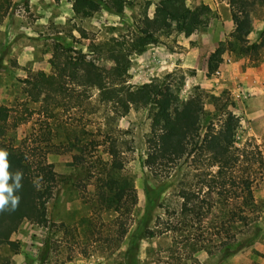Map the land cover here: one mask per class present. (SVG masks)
<instances>
[{
	"label": "rangeland",
	"instance_id": "374dc122",
	"mask_svg": "<svg viewBox=\"0 0 264 264\" xmlns=\"http://www.w3.org/2000/svg\"><path fill=\"white\" fill-rule=\"evenodd\" d=\"M95 1L99 7L86 13L76 0H14L0 25V106L10 107L9 129L0 132V141L39 146L37 153L45 152L58 174L49 222L24 221L12 236L19 250L0 245V264H264V166L255 175L256 208L248 225L230 217L239 205L224 204L221 192L228 191L221 188L211 196L210 214H185L178 184H196L194 173L205 162L192 156L170 170L146 165L149 106L132 105L120 115L111 104L97 105L95 94L82 95L80 104V87L70 77L67 90L53 92L49 100L37 87L39 71L51 73L55 60L80 50L93 49L100 64L112 67L110 51L118 41H133L146 17H157L160 0ZM187 1L192 18L155 31L157 41L127 55L128 78L142 84L170 74L167 80L181 97L196 94L209 110L211 96L227 92L241 115L238 144H257L264 155V1L244 41L231 35V0ZM222 42L227 48L219 66L209 70ZM111 142L126 155L124 176L134 185L118 210L103 201L108 195L99 179L110 167Z\"/></svg>",
	"mask_w": 264,
	"mask_h": 264
},
{
	"label": "trees",
	"instance_id": "16d2710c",
	"mask_svg": "<svg viewBox=\"0 0 264 264\" xmlns=\"http://www.w3.org/2000/svg\"><path fill=\"white\" fill-rule=\"evenodd\" d=\"M13 1L0 0V25L7 17ZM261 1L264 0H231L235 22L231 35L235 39L247 40L251 32L253 13ZM74 5L79 11L86 13L99 7L95 0H76ZM157 13L154 19L149 16L145 18L144 29L133 41L129 40L128 45H124V41L117 42L109 53L112 67L100 64L98 58L93 56V49L90 52L80 50L75 56L67 55L63 61L55 60V70L51 73L39 71L40 77L36 85L47 92L46 99L49 100L54 96L53 92L67 90L64 86L65 77H70L80 87V104L85 101L82 95L91 97L95 94L97 105L111 104L120 115L128 113L132 105L149 106L152 118L148 139L150 152L144 163L153 170H170L192 156L202 158L205 162L194 173V176L199 177L196 184H178L177 193L183 199V213H196L200 217L210 214L215 204L211 196L214 190L221 188L228 191L225 195L221 192L224 204L236 200L239 205L230 209V217L248 225L253 220L256 208L253 191L255 175L264 166V155L257 144H238L242 120L236 110V101L227 92L218 96L212 95L211 103L214 108L209 110L204 107L202 98L196 94L188 98L181 97L172 81L167 80L170 74L142 84L130 82L128 78L129 69L124 61L127 55L144 51L149 43L158 40L155 31H168L175 23L187 21L192 18L193 10L187 0H160ZM226 45V42H222L214 51L211 61H217L211 63L209 70L219 66ZM256 45L254 43L246 46ZM9 118L10 107L1 105L0 132L3 135L9 129ZM117 146L116 142L110 143V167L106 166L108 171L99 175L103 183V195H108L103 201L109 207L115 206V210L120 209L123 198L134 189L132 180L124 176L126 155ZM0 148L9 154V171L14 173L21 170L23 173V187L17 193L20 196L18 207L14 211L0 212V245L8 244L18 251L20 242L12 236L24 221L30 220L40 225L49 222L48 202L58 184V174L54 164L47 160L45 152L40 156L35 150L39 146L33 147L27 140L21 141L19 145L10 142V139L9 142L0 141ZM34 181L38 187L34 186ZM118 186V191H114ZM228 196L230 199H227ZM127 208L131 207L128 205ZM124 228L123 233L126 234L129 227L124 225ZM220 229L224 230L223 224Z\"/></svg>",
	"mask_w": 264,
	"mask_h": 264
},
{
	"label": "clouds",
	"instance_id": "9594fccd",
	"mask_svg": "<svg viewBox=\"0 0 264 264\" xmlns=\"http://www.w3.org/2000/svg\"><path fill=\"white\" fill-rule=\"evenodd\" d=\"M8 155L5 149L0 148V212L14 211L18 207L20 196L17 193L23 187V173L21 170L9 171ZM33 183L38 187L35 181Z\"/></svg>",
	"mask_w": 264,
	"mask_h": 264
}]
</instances>
